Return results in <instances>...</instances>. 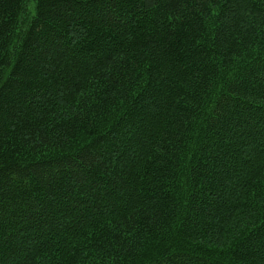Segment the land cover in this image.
Listing matches in <instances>:
<instances>
[{"label":"trees","instance_id":"trees-1","mask_svg":"<svg viewBox=\"0 0 264 264\" xmlns=\"http://www.w3.org/2000/svg\"><path fill=\"white\" fill-rule=\"evenodd\" d=\"M0 0V264H264V0Z\"/></svg>","mask_w":264,"mask_h":264},{"label":"rangeland","instance_id":"rangeland-1","mask_svg":"<svg viewBox=\"0 0 264 264\" xmlns=\"http://www.w3.org/2000/svg\"><path fill=\"white\" fill-rule=\"evenodd\" d=\"M33 2H34L33 0L29 1V5H30L29 8L31 11L34 9V3Z\"/></svg>","mask_w":264,"mask_h":264}]
</instances>
